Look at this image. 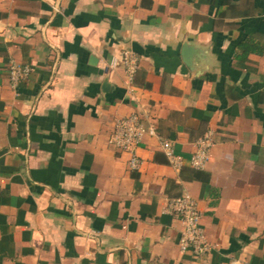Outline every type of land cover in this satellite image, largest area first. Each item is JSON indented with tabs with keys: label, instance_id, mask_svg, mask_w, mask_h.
I'll return each instance as SVG.
<instances>
[{
	"label": "crops",
	"instance_id": "crops-1",
	"mask_svg": "<svg viewBox=\"0 0 264 264\" xmlns=\"http://www.w3.org/2000/svg\"><path fill=\"white\" fill-rule=\"evenodd\" d=\"M132 111L159 134L137 169L111 141ZM185 193L204 256L166 210ZM0 264H264V0H0Z\"/></svg>",
	"mask_w": 264,
	"mask_h": 264
},
{
	"label": "built area",
	"instance_id": "built-area-1",
	"mask_svg": "<svg viewBox=\"0 0 264 264\" xmlns=\"http://www.w3.org/2000/svg\"><path fill=\"white\" fill-rule=\"evenodd\" d=\"M122 62L127 67L129 76L132 78L138 67V59L132 51H124ZM32 70L29 64H21L11 60L9 64V77L13 86L26 79ZM159 136L154 123L146 121L145 116L138 111H132L128 115L119 116L115 119L111 134L112 143L120 150L130 154L129 166L139 168L141 159L137 154V148L142 144L146 136ZM163 151L169 161L176 167L183 163V156L176 152L175 143L160 137ZM214 143L213 132L208 131L197 140L196 149L191 155L190 163L195 168H203L207 165L211 148ZM166 210L177 215L182 222L180 231L179 247L182 251L192 250L197 256H204L210 250L205 228L202 223V213L197 201L190 193H185L169 202Z\"/></svg>",
	"mask_w": 264,
	"mask_h": 264
}]
</instances>
